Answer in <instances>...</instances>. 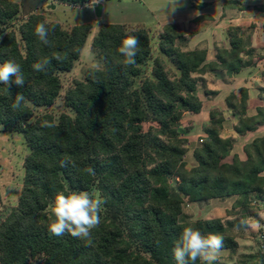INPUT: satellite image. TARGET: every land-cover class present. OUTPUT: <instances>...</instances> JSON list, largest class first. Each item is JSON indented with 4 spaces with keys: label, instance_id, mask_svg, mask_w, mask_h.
<instances>
[{
    "label": "trees",
    "instance_id": "16d2710c",
    "mask_svg": "<svg viewBox=\"0 0 264 264\" xmlns=\"http://www.w3.org/2000/svg\"><path fill=\"white\" fill-rule=\"evenodd\" d=\"M38 1L72 7L89 3ZM214 3L264 12V2ZM212 4L192 2L197 9ZM19 16L18 3L0 0V63L13 60L25 75L22 88L0 84V127L21 134L28 148L16 205L0 220V264H176L172 249L187 226L205 235H223L224 250L235 251L232 228L237 222L190 220L183 208L231 197H243L245 203L249 195L264 200V136L243 147L244 160L233 156L225 163L234 139L224 137L222 124L212 121L193 151L196 166L191 167L184 161L187 140L181 120L202 109L197 95L200 76L224 73L230 78L254 64L250 38L230 36L229 46L207 61L205 50L180 48L184 33L174 23L165 24L156 38L144 28H134L140 40L137 62L125 66L118 48L125 29L131 28L102 24L90 45L99 67L88 68L82 80H74L62 100L72 116L62 113L55 120L49 113L35 117L34 109L49 108L57 100L59 75L69 73L79 60L91 25L64 28L49 22V47L34 35L44 15L33 12L21 20ZM53 55L62 61L52 59L45 72L32 68ZM17 93L26 98L20 110L12 107ZM247 102L245 89L225 98L237 120L234 137L264 126V105L248 116ZM45 121L52 126H43ZM62 160L74 166L62 167ZM73 191H88L106 201L91 244L48 230L56 194ZM257 259L264 264V250Z\"/></svg>",
    "mask_w": 264,
    "mask_h": 264
},
{
    "label": "crops",
    "instance_id": "0c3cea01",
    "mask_svg": "<svg viewBox=\"0 0 264 264\" xmlns=\"http://www.w3.org/2000/svg\"><path fill=\"white\" fill-rule=\"evenodd\" d=\"M218 1L220 0H181L182 6L168 20L164 13L155 12L150 7V4L155 3V0H133L135 3L133 4V13L139 14V18L129 22L109 23L123 25L127 28H144L154 38L161 32L165 24L174 23L177 25L178 30L184 33L182 39L178 42L180 48L183 51L205 50L207 61L214 60L218 49L229 46L230 36H247L250 38L251 48L254 52V64L252 66L244 68L230 78L226 77L224 73H206L199 77L197 95L202 103V109L197 114H184L181 120L182 136L187 140L184 161L191 167L196 166L193 151L199 147V140L206 135L204 129L212 121L222 124L224 137L228 136L234 139L233 149L224 160L225 163H231L233 156H238L241 160H244L243 147L249 145L255 138L264 136V134H261L264 133V126H261L254 132L234 137L232 128L237 120L225 105V98L231 93L238 96L240 89H245L248 94V116L254 115L256 109L264 105L261 91L264 89V12L239 11L231 7L222 8L219 4L214 3ZM238 1L244 5H260L264 2V0ZM192 2L196 4H213L209 7L197 9L192 5ZM17 3L20 6V14L24 12L23 18L33 12L44 15L48 12L47 9L53 5L85 9L90 18L87 24L91 25L88 37L97 33V31H94L93 25L97 24L96 21L103 16L101 2L92 9L85 7L86 4L80 7H72L38 0H21ZM197 19L199 20L196 21ZM69 27L71 26L68 25L64 28ZM245 199V203L243 197H231L224 200L215 199L199 204H189L187 207L199 206L204 213V208H202L204 205L209 208V213H215V218L219 219L222 218L220 213H225L226 210H241L248 220L251 216L249 211L256 210V206L261 208L260 203L263 204L264 200L254 195H249ZM209 219H213V217L204 216L201 218V220ZM237 226H240V224H237Z\"/></svg>",
    "mask_w": 264,
    "mask_h": 264
},
{
    "label": "rangeland",
    "instance_id": "374dc122",
    "mask_svg": "<svg viewBox=\"0 0 264 264\" xmlns=\"http://www.w3.org/2000/svg\"><path fill=\"white\" fill-rule=\"evenodd\" d=\"M18 2L21 0H12ZM103 16L97 20L93 27L97 31L99 25L109 23L129 22L139 18V14L133 13L135 4L133 0H100ZM54 6V5H53ZM44 17L49 22H57L63 27L87 24L90 21L89 15L85 9H77L60 6L47 9ZM24 12L19 16L23 19ZM16 26V25H14ZM93 36H89L84 45L80 58L75 62L73 69L69 73L60 74L61 91L57 98L60 103L54 102L49 108L34 109V116L37 117L44 113L51 114L55 120L62 114L72 116V112L63 104V96L69 89L74 80H82L84 72L88 68L99 67L91 52L90 45ZM264 134V133H261ZM28 154V148L24 138L19 133L6 132L0 127V220L4 218L10 209L16 205L17 198L22 186L23 179V161ZM259 204V203H258ZM255 207L256 210L249 211L251 216L247 220L241 210H226L220 213L223 221L237 222L240 226L232 228V233L236 237L237 248L235 251L224 250L220 257V264H261L257 259V254L264 250V206ZM187 207L183 208L185 216L190 220H198L202 217H213L216 214L209 213V208ZM229 218V219H227Z\"/></svg>",
    "mask_w": 264,
    "mask_h": 264
},
{
    "label": "clouds",
    "instance_id": "9594fccd",
    "mask_svg": "<svg viewBox=\"0 0 264 264\" xmlns=\"http://www.w3.org/2000/svg\"><path fill=\"white\" fill-rule=\"evenodd\" d=\"M100 0H89L85 5L87 8H94ZM181 0H155L150 7L155 12H162L170 18L175 11L181 7ZM49 21L43 20L34 28V35L46 46L51 47L52 42L49 40ZM134 28L125 29L124 37L118 48V52L124 57L123 64L132 66L136 64V56L139 51L140 40L134 33ZM62 61L60 55H53L51 58H43L32 65L37 72L47 71V65L51 60ZM0 84L10 88L12 84L23 87L25 84V75L21 66L13 60H6L0 63ZM26 103V98L22 93H17L13 99L12 107L20 110ZM60 103V101H56ZM43 126L51 127L47 121ZM74 163L68 160H62L61 166H68ZM92 173L94 170L89 168ZM106 203L99 196H94L88 191H73L68 194L64 192L57 193L53 204L50 206V223L48 230L52 235L62 236L65 233L74 238L81 239L87 244L92 242V232L101 224L102 206ZM54 217V219H52ZM224 251V237L221 234L201 233L194 226L184 227L177 238L174 248L172 249L176 264H220V257Z\"/></svg>",
    "mask_w": 264,
    "mask_h": 264
},
{
    "label": "built area",
    "instance_id": "2783aa9c",
    "mask_svg": "<svg viewBox=\"0 0 264 264\" xmlns=\"http://www.w3.org/2000/svg\"><path fill=\"white\" fill-rule=\"evenodd\" d=\"M206 137V135H204V137L202 139L199 140V143L201 144L203 139Z\"/></svg>",
    "mask_w": 264,
    "mask_h": 264
},
{
    "label": "water",
    "instance_id": "95a60500",
    "mask_svg": "<svg viewBox=\"0 0 264 264\" xmlns=\"http://www.w3.org/2000/svg\"><path fill=\"white\" fill-rule=\"evenodd\" d=\"M51 8L53 9V8H54V6H51Z\"/></svg>",
    "mask_w": 264,
    "mask_h": 264
}]
</instances>
